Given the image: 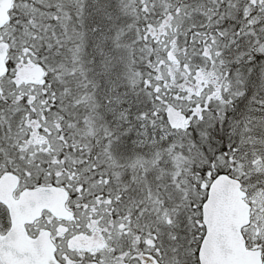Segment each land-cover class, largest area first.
Wrapping results in <instances>:
<instances>
[{
  "label": "snow or ice",
  "instance_id": "obj_1",
  "mask_svg": "<svg viewBox=\"0 0 264 264\" xmlns=\"http://www.w3.org/2000/svg\"><path fill=\"white\" fill-rule=\"evenodd\" d=\"M0 264H264V0H0Z\"/></svg>",
  "mask_w": 264,
  "mask_h": 264
}]
</instances>
